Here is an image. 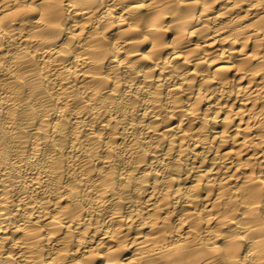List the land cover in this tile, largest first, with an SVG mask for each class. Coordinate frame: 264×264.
Masks as SVG:
<instances>
[{"label": "bare ground", "instance_id": "obj_1", "mask_svg": "<svg viewBox=\"0 0 264 264\" xmlns=\"http://www.w3.org/2000/svg\"><path fill=\"white\" fill-rule=\"evenodd\" d=\"M0 264H264V0H0Z\"/></svg>", "mask_w": 264, "mask_h": 264}]
</instances>
